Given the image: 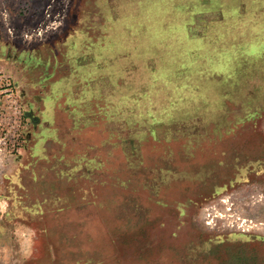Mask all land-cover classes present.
Here are the masks:
<instances>
[{"label":"rangeland","instance_id":"374dc122","mask_svg":"<svg viewBox=\"0 0 264 264\" xmlns=\"http://www.w3.org/2000/svg\"><path fill=\"white\" fill-rule=\"evenodd\" d=\"M0 264H264V0H0Z\"/></svg>","mask_w":264,"mask_h":264},{"label":"built area","instance_id":"2783aa9c","mask_svg":"<svg viewBox=\"0 0 264 264\" xmlns=\"http://www.w3.org/2000/svg\"><path fill=\"white\" fill-rule=\"evenodd\" d=\"M4 145V147H7V141H4V143H3Z\"/></svg>","mask_w":264,"mask_h":264},{"label":"bare ground","instance_id":"6f19581e","mask_svg":"<svg viewBox=\"0 0 264 264\" xmlns=\"http://www.w3.org/2000/svg\"><path fill=\"white\" fill-rule=\"evenodd\" d=\"M153 45V44H152Z\"/></svg>","mask_w":264,"mask_h":264}]
</instances>
